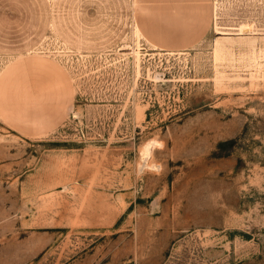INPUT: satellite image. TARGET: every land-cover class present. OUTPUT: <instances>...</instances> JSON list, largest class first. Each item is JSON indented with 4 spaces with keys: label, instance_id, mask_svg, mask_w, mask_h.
<instances>
[{
    "label": "rangeland",
    "instance_id": "rangeland-1",
    "mask_svg": "<svg viewBox=\"0 0 264 264\" xmlns=\"http://www.w3.org/2000/svg\"><path fill=\"white\" fill-rule=\"evenodd\" d=\"M209 1L166 50L145 33L162 0H0V77L42 58L73 89L30 133L0 103V264H264V0ZM218 176L204 227L189 183Z\"/></svg>",
    "mask_w": 264,
    "mask_h": 264
},
{
    "label": "crops",
    "instance_id": "crops-1",
    "mask_svg": "<svg viewBox=\"0 0 264 264\" xmlns=\"http://www.w3.org/2000/svg\"><path fill=\"white\" fill-rule=\"evenodd\" d=\"M209 4V0H162L166 13L161 17L150 18L145 25L146 36L155 45L166 50L192 45L201 37L208 23ZM72 91L66 73L53 61L26 58L14 62L0 77L2 116L11 127H23L21 132L30 133V109L37 107L38 110H50L52 106L66 105L71 99ZM202 172L203 169H198V173ZM190 184L191 182L190 189L196 193L193 195V204H189L188 212L202 215L199 223L204 227L214 225L218 218L216 215H223L225 219L224 215L228 210L225 205L224 178L218 176L217 181L212 184L211 180L197 177L193 185ZM221 199L224 205L220 204ZM160 211L175 212L171 205ZM19 244H30V238L20 240ZM19 258H24V255L7 259L2 264H30V258Z\"/></svg>",
    "mask_w": 264,
    "mask_h": 264
},
{
    "label": "bare ground",
    "instance_id": "bare-ground-1",
    "mask_svg": "<svg viewBox=\"0 0 264 264\" xmlns=\"http://www.w3.org/2000/svg\"><path fill=\"white\" fill-rule=\"evenodd\" d=\"M148 152H150V147L149 148H146Z\"/></svg>",
    "mask_w": 264,
    "mask_h": 264
}]
</instances>
